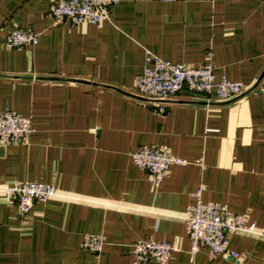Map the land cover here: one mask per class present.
<instances>
[{
    "label": "crops",
    "instance_id": "1",
    "mask_svg": "<svg viewBox=\"0 0 264 264\" xmlns=\"http://www.w3.org/2000/svg\"><path fill=\"white\" fill-rule=\"evenodd\" d=\"M53 0H0V111L31 117L28 142L0 144V264H132V244L166 240L169 264H264V236L232 234L229 250L190 254L186 214L201 191L264 228V0H118L101 26L48 17ZM15 28L39 33L9 49ZM202 65L248 85L224 101L187 90L167 102L135 92L147 54ZM145 146L188 161L153 188L133 161ZM54 185L26 216L8 185ZM104 237L100 254L85 234Z\"/></svg>",
    "mask_w": 264,
    "mask_h": 264
},
{
    "label": "built area",
    "instance_id": "2",
    "mask_svg": "<svg viewBox=\"0 0 264 264\" xmlns=\"http://www.w3.org/2000/svg\"><path fill=\"white\" fill-rule=\"evenodd\" d=\"M118 0H53L48 17L56 23L68 21L76 28L84 23L101 26L109 20L112 7ZM39 42V33L32 28H15L6 38L9 49L34 47ZM135 92L142 98L156 100L160 111L164 107L158 102H167L187 90L195 95H210L215 92L218 99L233 100L244 94L248 85L225 76L218 78L208 54L207 60L194 67L184 63L163 60L152 53L147 54L143 72L137 77ZM34 132L31 117L5 109L0 111V144L28 142ZM134 163L149 175L153 188H158L170 175L171 166L185 165V159L175 155L168 147L145 146L133 152ZM4 196L16 204L21 216H26L36 202H47L58 196L54 185L39 182H18L5 188ZM202 189L195 194L196 202L186 214V223L191 241L190 254L194 257L205 248L211 256L218 254L238 258L229 250V238L235 233L264 236L260 229L249 222L245 214L233 213L226 205L202 201ZM105 240L99 234H85L83 249L95 254L102 253ZM174 251L166 240L141 239L132 244V264H169Z\"/></svg>",
    "mask_w": 264,
    "mask_h": 264
}]
</instances>
